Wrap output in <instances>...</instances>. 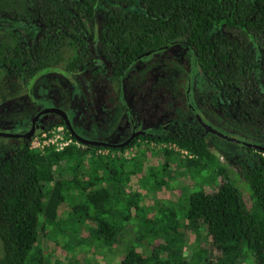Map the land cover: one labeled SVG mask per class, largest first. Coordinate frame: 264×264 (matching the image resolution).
Masks as SVG:
<instances>
[{"label": "trees", "instance_id": "1", "mask_svg": "<svg viewBox=\"0 0 264 264\" xmlns=\"http://www.w3.org/2000/svg\"><path fill=\"white\" fill-rule=\"evenodd\" d=\"M106 4L100 42L119 78L149 54L184 45L230 117L264 138V0ZM99 9L100 0H0L13 45L7 73L48 69L63 48L81 54ZM72 139L79 146L26 142L0 158V264H264V157L253 148L234 156L232 177L190 125L117 148ZM181 176L193 185L179 190L178 205L157 197ZM187 230L196 242L189 260Z\"/></svg>", "mask_w": 264, "mask_h": 264}, {"label": "rangeland", "instance_id": "2", "mask_svg": "<svg viewBox=\"0 0 264 264\" xmlns=\"http://www.w3.org/2000/svg\"><path fill=\"white\" fill-rule=\"evenodd\" d=\"M98 15L99 21L105 23V13L99 12ZM63 53L66 55L64 58L69 56L67 52ZM99 53L105 66L100 67L97 72L98 86L95 87L94 85L93 98L91 102H88L92 106L91 112L78 109L75 116L78 124H81V128H84L86 121L91 122L90 116H92L95 123L99 124L93 125V128L103 129V131H99L101 133H95L94 136L97 138H106L108 135L117 137V134L122 133L120 132L121 129L117 127V123H121V126H125V124L129 126L130 122L135 123L139 131L148 134H161L166 129L167 123H174L172 115L176 111L177 98L180 94L185 97L184 100L196 112L199 119L212 128L211 130L225 133L232 138L237 136L239 130L235 126L232 127L229 122L231 120L229 112L222 114L225 110L219 92L208 82L194 58L192 61L187 48L184 46L177 45L147 59H142L134 68L126 71L122 77L123 94L120 99H117L112 92L113 82H118L119 78L111 76L108 61L103 58V51L101 50ZM187 60L189 61L187 62ZM185 61L189 63L191 68L183 66ZM50 79L49 75H45L41 80ZM60 93L69 96L71 89L60 90ZM61 94L58 95L51 86L44 87V84L42 86L39 83V86H34L29 90L30 104L28 101H20L13 106L12 104H4L0 113V134L17 135L20 131L19 128L26 125V113L30 114L39 106L46 109L57 107L60 101L57 97L62 98ZM73 94H71L72 97ZM81 100L82 102L77 103L80 108L81 105H85L82 96ZM68 115L74 116V111H69ZM57 126L60 125H54L52 128ZM118 138L120 139V137ZM210 138L213 142L219 143L216 138ZM115 142H118V139ZM9 145L10 139L0 138V153L4 152ZM209 148L218 162L225 166L228 174L232 177L237 176L238 170L235 166V159H232V156L227 153L217 151L214 144H209ZM135 153L136 150H128L125 151L124 155L133 157ZM157 162L155 158H152L148 161V166L155 167ZM236 184L243 186L239 179H237ZM192 185L193 182L189 177L181 176L176 178V181L171 182V188H165L166 190H163L157 197L178 205L179 190L183 187H192ZM203 236L205 235L203 234ZM194 237L193 233L186 231L184 254H188L187 260H189L190 252L196 245ZM199 243L203 248L210 247L204 241ZM55 256L58 257V255ZM62 260L64 261L63 258ZM105 261L107 258L102 261L97 257L91 264H106Z\"/></svg>", "mask_w": 264, "mask_h": 264}, {"label": "flooded vegetation", "instance_id": "3", "mask_svg": "<svg viewBox=\"0 0 264 264\" xmlns=\"http://www.w3.org/2000/svg\"><path fill=\"white\" fill-rule=\"evenodd\" d=\"M106 3L107 0H100V9L95 13L94 27L91 28L94 32V36H88V43L86 44L82 53L76 55L74 50L63 48L60 52L59 61L50 68L41 71L29 68L18 73H7L3 65L6 61V57H9L6 47H11L13 45L10 44V41H8L9 36H6L5 30H3L2 25H0V35H2L0 36V113L4 104H12L13 106L15 103L20 101H28L30 104L29 90L34 86H39V83L42 86L44 84V87L51 86L53 91L58 93V95L61 94L60 90L64 91L71 89V94L74 93L73 97L71 94L69 96L66 94H61L62 98L57 97L60 99L58 102L59 105L57 107L46 109L39 106L32 110L30 114L26 113V125L19 128L20 131L17 135L9 136L8 134H0V138L10 139V145L7 146L4 152L0 153L3 154L0 155V158H3L16 149H20L24 143L31 142L35 135L49 130L54 125H60L64 129L66 128L70 136L74 137L77 141L83 140L87 142V145H92L95 143L94 146H106L111 148H117L124 144V146H127L134 140L137 141L139 137L144 135H155L148 134L141 130L139 131L135 126V123L130 122L129 126L126 124L125 126H121V123H117V127L120 128V132H122L121 134H117V137L108 135L106 138H97L94 136L95 133H101L99 131H103V129L93 128V125L99 124L95 123V119L92 116H90L91 122L86 121L84 128H81V124H78L77 117H75L78 109L91 112L90 108L92 106L88 102H91L94 88L98 86L99 77L97 76V72L99 71L100 67L105 66V63L100 57L99 51H103V58L108 61V68L111 70V76L119 78L111 69L110 55L107 48L102 44V42H100V36L103 32H105V28L109 19V9ZM99 12L105 13V23L99 21ZM91 29L89 28L88 34L91 32ZM177 45L181 44H175L168 48L153 52L144 59H147L150 56L161 53L165 50H169L170 48H174ZM184 47L187 48L186 46ZM63 52H67L69 56L64 58L66 55ZM189 55L193 61L194 57L192 54H190V52ZM140 61H138L130 69L134 68L137 64H139ZM188 61L189 60H187V62ZM194 61L197 62L195 58ZM187 62L185 61L183 66L191 68ZM45 75H49L51 79L41 80ZM122 81L123 78H119L118 82H113L112 92L117 99H120L123 94ZM262 82L264 83V78L262 79ZM254 93L256 92L254 91ZM249 94H251V91H249ZM81 96L85 100V105H81L80 108L77 103L82 102ZM184 99L185 97L181 94L177 98V108L172 115L174 123H167L166 129L162 133L172 131L176 125H190L205 137L208 146L209 144H214L217 151L227 153L228 155L232 156V159L242 157L244 155L245 146L253 148V150L258 155L264 157V138L262 139L257 137L256 139V137L251 131H249L248 128L236 123L232 117L229 122L231 123L232 127L235 126L236 129L239 130L235 138L227 136V134L222 132L213 131L211 130L212 128L208 126V124L199 119L196 112L190 106H188ZM48 103H50V101H48ZM69 111H74L75 115L70 117L68 115ZM225 112L226 111L222 112V114H226ZM122 134L123 136H121ZM118 137H120V139ZM210 137L216 138L219 143L213 142ZM116 139H118V142H115ZM79 143L83 144L82 142ZM234 156H236V158H234Z\"/></svg>", "mask_w": 264, "mask_h": 264}, {"label": "built area", "instance_id": "4", "mask_svg": "<svg viewBox=\"0 0 264 264\" xmlns=\"http://www.w3.org/2000/svg\"><path fill=\"white\" fill-rule=\"evenodd\" d=\"M78 142V141H77ZM31 148L45 149L53 148L55 151H62L69 145H78L72 137L67 135L65 129L61 126L54 127L44 131L32 138Z\"/></svg>", "mask_w": 264, "mask_h": 264}, {"label": "water", "instance_id": "5", "mask_svg": "<svg viewBox=\"0 0 264 264\" xmlns=\"http://www.w3.org/2000/svg\"><path fill=\"white\" fill-rule=\"evenodd\" d=\"M78 142H82L83 144H86L87 145V142H85V141H83V140H81V141H78ZM93 146L95 145V143L94 144H92ZM125 145V144H124ZM124 145H121L120 147H123Z\"/></svg>", "mask_w": 264, "mask_h": 264}]
</instances>
